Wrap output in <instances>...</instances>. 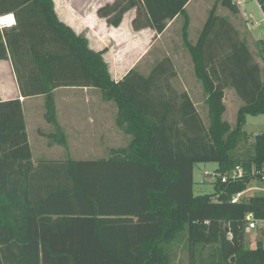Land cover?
<instances>
[{"label":"trees","instance_id":"1","mask_svg":"<svg viewBox=\"0 0 264 264\" xmlns=\"http://www.w3.org/2000/svg\"><path fill=\"white\" fill-rule=\"evenodd\" d=\"M193 0H116L98 11L118 29L135 12L134 32H166L184 19L182 39L208 111L202 119L170 58L148 75L137 67L115 81L88 41L60 22L54 0H0V17L16 28L0 30V61H10L23 99L44 97L46 120L58 128L54 92L94 89L118 110L117 127L129 147L94 161L33 160L20 99L0 102V264H171L175 245L190 264H264V243L246 247V217L264 215V196L233 205L254 167L264 165V133L251 143L248 117L264 116V41L256 63L246 40L218 4L193 45L187 6ZM243 102L232 127L224 120L226 92ZM49 146L68 148L51 135ZM217 165L225 176L237 167L241 183L214 181V195L196 196L198 165ZM231 236V238L229 237Z\"/></svg>","mask_w":264,"mask_h":264},{"label":"crops","instance_id":"2","mask_svg":"<svg viewBox=\"0 0 264 264\" xmlns=\"http://www.w3.org/2000/svg\"><path fill=\"white\" fill-rule=\"evenodd\" d=\"M115 2L116 0H54V5L55 12L60 22L72 29L77 35L83 36L88 41L92 51L100 53L109 48L112 42H126L125 46H127L131 52L133 48L139 49L141 46L138 57L140 62L143 57L147 58L151 50L162 42L165 34L170 31V27L179 20L169 23L167 32L162 35H157L151 30L134 32L132 29V21L134 20L133 14H135V12H130L125 16L124 22L120 28H110L105 20L99 18L98 11L105 5L114 4ZM131 14L133 18L130 20L131 25L129 24V28H127L125 26V21L127 16ZM15 28L16 17L13 14L0 17L1 31H10ZM100 48L105 49L100 51ZM136 67L137 66H132L121 80ZM115 76L118 77L119 75ZM96 92L98 91L94 89L75 88L59 89L54 92L56 121L57 126L60 128V131H58L57 127L46 120L45 98L36 97L26 100L23 99L20 95L11 62L0 61V102L13 101L16 99H20L22 102L29 143L35 162L54 158V154H56V149L54 148H60L59 146H49L50 148L48 146L44 147V145H49L47 137L51 135L62 134L66 137L68 148L61 147L63 150V157L62 155L60 156V161L72 157L78 158V156L73 153L72 145L74 144H80L81 146L88 143L92 145L100 144L104 151L98 159H103L105 155H109V149L112 147L111 145L116 144L118 139H124V141H126L127 136L117 127L118 110L115 105L114 107L111 103L105 102L102 105L93 104L90 102V99L84 102L79 98L81 95H93L96 94ZM37 143L42 145L45 154L41 155L40 153V155H37ZM50 154L53 155L51 158H49Z\"/></svg>","mask_w":264,"mask_h":264},{"label":"rangeland","instance_id":"3","mask_svg":"<svg viewBox=\"0 0 264 264\" xmlns=\"http://www.w3.org/2000/svg\"><path fill=\"white\" fill-rule=\"evenodd\" d=\"M217 2L218 0H193L187 6L186 10L190 18L189 38L193 45L198 42V39L208 19L209 13L216 6ZM237 8H239L240 13L232 15L230 11L222 7L219 3L218 15H220L221 17H227L231 20L237 32L239 33L240 39L247 41L256 63L260 64L261 60L260 58H258L259 51L257 49V44L261 41V39H264V22L261 11L256 1L254 0H250L244 7ZM133 17L135 19L136 14H133ZM133 17L132 14L127 16L125 21V26L127 28H129V24L131 25L130 20ZM249 19L251 20L250 23L247 22ZM183 26L184 19L180 18L178 22L174 23L170 27V31L167 32L166 30L167 33L165 32L166 34L162 42L160 41L161 43L153 50L150 49V54L147 56V58L143 57L141 62L138 58L141 46L139 47V49L133 48L131 52V50H129V48L125 46L126 42H112L109 48H100V51L105 49L104 51H106L107 53L105 55V60L110 66L112 78L116 81L121 80V78L132 68V66H137V68L143 74L148 75L155 63L165 58H170L173 61L178 73V77L175 81V88L179 92L189 93L202 119L206 124H208V111L204 103L205 97L200 84L197 83L194 76V69L191 58L184 48V42L182 39ZM115 75L119 76L116 77ZM79 98L84 102H87L86 100L90 99V102L93 104H104L103 96L98 92L93 95H81V97L79 96ZM224 102L226 105L224 120L227 121L232 127H235L237 123V115L239 110L243 107V102L238 98L233 90H228L226 92V98ZM112 105L114 106V104ZM244 131L249 135L251 143H254L256 137L264 133V116L248 117ZM130 142L131 139L127 137L126 141H124V139H118L116 144L111 145L112 147L109 149V151L113 149H125L129 147ZM45 146L49 147V145H44V147ZM36 148L39 152H37V155H40V153L41 155L45 154L42 145H40L39 143L36 144ZM62 148H54L56 149L54 158L47 161H60V156L62 155L63 157ZM72 149L73 153H75V155L80 159L73 157L69 159L81 161L99 160L100 158L98 159V157H100L104 151L103 147L100 144L92 145L91 143L82 146L80 144H74L72 145ZM82 153L85 155H83ZM52 156L53 155L50 154L49 158H51ZM108 157L109 155H105L103 159H106ZM216 171L217 165L215 164L196 166L194 171V192L196 196L215 194L214 181H211V179L209 178H205L203 174L205 172L214 174ZM259 241L260 240L258 239L257 234H246L247 248H253ZM174 247L176 246L172 245L167 248V252L171 257V264H190L189 255L184 251H181L180 249Z\"/></svg>","mask_w":264,"mask_h":264},{"label":"built area","instance_id":"4","mask_svg":"<svg viewBox=\"0 0 264 264\" xmlns=\"http://www.w3.org/2000/svg\"><path fill=\"white\" fill-rule=\"evenodd\" d=\"M232 5L237 7H244L248 4L250 0H230ZM256 1L261 14L263 16L264 22V0H254ZM248 23L251 22L249 19ZM264 41V39H261ZM264 65V64H263ZM205 178L211 179V181H216L217 179H221L222 184L227 183H241L247 177L246 171L241 168L237 167L231 173L225 176H219L215 172L214 174L205 172ZM250 181L247 183L246 189L237 194L232 199L233 205L242 204L245 201L253 198H260L264 196V165L261 167H254L250 173ZM246 233H255L258 235V239L264 243V215L259 217V215L252 213L247 215L246 217ZM231 238V236H229Z\"/></svg>","mask_w":264,"mask_h":264}]
</instances>
